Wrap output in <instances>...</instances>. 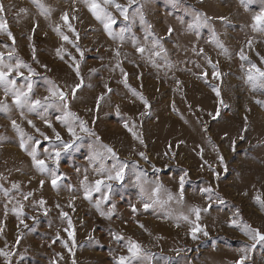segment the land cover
<instances>
[{
  "label": "rangeland",
  "instance_id": "374dc122",
  "mask_svg": "<svg viewBox=\"0 0 264 264\" xmlns=\"http://www.w3.org/2000/svg\"><path fill=\"white\" fill-rule=\"evenodd\" d=\"M97 2L113 35L84 0H0V70L52 101L29 112L0 86V264H264V86L247 79L264 70V0ZM53 129L73 145L55 164Z\"/></svg>",
  "mask_w": 264,
  "mask_h": 264
},
{
  "label": "snow or ice",
  "instance_id": "6c2138e0",
  "mask_svg": "<svg viewBox=\"0 0 264 264\" xmlns=\"http://www.w3.org/2000/svg\"><path fill=\"white\" fill-rule=\"evenodd\" d=\"M34 3H37L38 6L42 7V5L39 4V0H33ZM84 2L86 4H88L89 6V11L92 12L93 16L99 20L101 23L104 24V28L105 31H107L109 33V35H113L112 31H111V25L114 24L116 21L115 19L111 16V14L109 12H107L105 10L104 7H102L97 0H84ZM135 0H129V3H134ZM241 2H243V0H241ZM113 3V0H104V4H111ZM115 7L120 10V14L124 17L125 20L128 19L127 16V8H121V6L119 4H115ZM4 11V7L3 5H0V12ZM21 11H26L24 9H21ZM42 14H44V11L42 10ZM63 20H65V22H67V13H65L62 17ZM75 18V17H73ZM141 19H143V17L141 16ZM197 22H199L200 17L199 15H197L196 17ZM253 28L256 29L262 25H264V10L261 11V13L257 16L253 17ZM206 23V21H205ZM194 25L190 24L189 28H192ZM6 25L4 24V22L2 21V18H0V29L5 28ZM69 28H71V25H69ZM123 29L121 30V32L118 34L121 36L123 35ZM172 29L169 28V33H171ZM9 37L11 38V33H9ZM64 40H68L67 36H63ZM158 43V42H157ZM251 43V42H249ZM59 51V50H58ZM138 52H143L144 49L142 47H138L137 48ZM158 54V53H157ZM118 55V53H117ZM35 58V57H33ZM242 59H244V57H242ZM5 67L8 68L7 72L0 70V86H3L5 88V94L7 95L8 91H12L14 94V99H13V103L20 108H27L29 112H34L36 111L38 108H42V107H46V106H51L52 101L50 100V97H44L43 101L39 98L37 99H32L30 96L31 90H32V84L31 81L28 82V88L27 91H23V90H18L16 88V81L14 79L11 78V73L13 71L12 67L5 65ZM21 67V64L18 62L16 65V68L19 69ZM23 67H27V65H23ZM215 67V66H214ZM77 71V75H79V70L78 67L76 69ZM29 74L31 75L32 72L31 70H29ZM17 75H20L19 72H17ZM213 75L215 76L216 73L214 72ZM248 81L252 82L253 85L255 86V84L257 82H259L262 86H264V70H261L260 68H258L255 64H252L250 66V68L248 69V76H247ZM81 87V84H76L73 88H72V93H73V98H75V93L77 91V89H79ZM215 91V89H213ZM109 91H111L109 89ZM134 94H136L134 92ZM50 95L51 96H58L59 100L61 102H63L64 108L65 110L68 108V104H67V97L65 95L64 92H60L59 90L57 91H50ZM217 95H219V93L217 92ZM103 99V96L99 97L97 100V104H99L100 100ZM140 99L144 102L145 107L147 108V101H144L143 96H140ZM257 103H262L261 101H257ZM0 110L2 111H7L8 110V105L4 104L3 102H0ZM73 117V119H77L75 117L74 113H70L65 111V117ZM215 118V117H214ZM59 119V118H58ZM67 126H68V132L71 136L75 137V138H79L76 136V132L74 130V128L71 126V124L68 122V120L65 118L63 121ZM13 123V127L17 128L19 130V126L16 124L15 121H12ZM29 124H32L31 121H28ZM47 123V122H46ZM48 126L51 127V124L48 123ZM125 127H127V124H125ZM80 129L81 131H86L87 129L85 128V123L83 121H80ZM54 133H55V140L59 141L60 144L59 145H54V152L50 153V157L53 161V163H58L59 161V157L61 155L62 151H67L70 147H72V143H65L60 134L58 132H55V130L53 129ZM41 135H44L43 133H41ZM45 139H49V137L44 136ZM29 139H32L31 137H29ZM98 139V138H97ZM142 142V141H141ZM21 148H25V144L21 143ZM106 150L108 153H110L112 155L113 158L116 157L115 152L105 146ZM29 155H31L32 160H33V164L34 166L37 167L38 171L44 173V172H48L51 174L52 176V180L51 183L53 185V187L56 186L57 181L59 179V176L57 175L56 169L55 168H50L48 166V164L41 159L37 158V153L35 148L32 149V151L29 153ZM141 156H143V153H140ZM146 158V157H145ZM126 167V165H121L119 168H117L116 165H113V170L115 171V175H109L107 177V179L109 180H122L123 179V174H124V168ZM44 182L41 181V184H43ZM103 183V181L101 180H97L96 181V189L95 190H99V186ZM181 185H183V177H181ZM109 188H111V185L108 186ZM87 192H86V198H87ZM41 204L44 203V201L40 202ZM145 208H148L149 205L145 204L144 205ZM97 208L99 210V205H97ZM66 215V214H65ZM101 215H104L103 212H101ZM197 219H199V212L197 210ZM235 223V221H234ZM69 226H71L70 222H69ZM142 227V226H141ZM201 229L199 228V225L196 226L195 229H193V233L200 231ZM244 230H246V234L248 235H252V232L255 230L250 229V227L248 225H244ZM205 235H207V233H204ZM71 235V233H70ZM193 238L195 239V234H193ZM254 239H258V240H264V235H261L259 232H255V236L253 237ZM119 239V237H118ZM129 252L131 253V257L135 258L138 253H139V245L135 244L134 242L131 244V247H129ZM0 254H4L2 252V250H0ZM128 261L130 264V259L129 257H125V256H121L119 258V264H125V262Z\"/></svg>",
  "mask_w": 264,
  "mask_h": 264
},
{
  "label": "water",
  "instance_id": "95a60500",
  "mask_svg": "<svg viewBox=\"0 0 264 264\" xmlns=\"http://www.w3.org/2000/svg\"><path fill=\"white\" fill-rule=\"evenodd\" d=\"M260 233V232H259ZM261 235H263L262 233H260Z\"/></svg>",
  "mask_w": 264,
  "mask_h": 264
}]
</instances>
